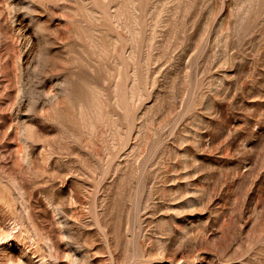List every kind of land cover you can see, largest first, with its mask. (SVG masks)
<instances>
[{
    "label": "rangeland",
    "instance_id": "374dc122",
    "mask_svg": "<svg viewBox=\"0 0 264 264\" xmlns=\"http://www.w3.org/2000/svg\"><path fill=\"white\" fill-rule=\"evenodd\" d=\"M0 264H264V0H0Z\"/></svg>",
    "mask_w": 264,
    "mask_h": 264
}]
</instances>
